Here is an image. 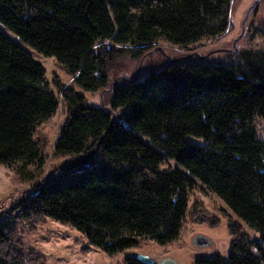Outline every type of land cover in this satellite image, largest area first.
<instances>
[{
	"label": "trees",
	"instance_id": "trees-1",
	"mask_svg": "<svg viewBox=\"0 0 264 264\" xmlns=\"http://www.w3.org/2000/svg\"><path fill=\"white\" fill-rule=\"evenodd\" d=\"M231 2L0 0V23L21 43L55 58L84 91L113 92L110 106L95 107L55 79L67 117L54 153L74 160L7 198L15 202L0 222V264H46L28 256L12 220L59 222L110 257L144 242L169 246L191 210L199 224L209 219L199 200L190 206L196 180L255 232L225 216L236 237L227 256L196 264H264V140L251 125L264 120V46L236 64L171 61L132 83L111 76L125 52L136 58L158 41L190 46L224 35ZM58 108L45 67L0 32V165L42 170L38 128Z\"/></svg>",
	"mask_w": 264,
	"mask_h": 264
},
{
	"label": "rangeland",
	"instance_id": "rangeland-1",
	"mask_svg": "<svg viewBox=\"0 0 264 264\" xmlns=\"http://www.w3.org/2000/svg\"><path fill=\"white\" fill-rule=\"evenodd\" d=\"M230 27L224 35L206 39L190 46H175L165 41L154 43L149 51H142L136 58L130 52H125L118 59L117 68L111 74L112 80L123 84L143 79L151 72L160 70L171 61L175 63L199 62L203 64L239 63L241 54L251 49L258 51L264 46V0H232L230 9ZM0 32L13 42L28 51L33 58L46 69V80L50 89L59 100L56 114L38 128L37 136L46 145L44 156L46 164L42 170L36 165L26 169L19 166L0 165V222L9 216L8 208L15 202H8L7 198H19L23 193L37 184H41L59 173L74 159L58 157L55 154V143L60 129L66 121V108L54 81L59 79L65 88L73 89L83 96L87 103L95 107L110 106L113 92H86L74 81V76L59 66L53 57H45L36 53L19 38L0 23ZM106 45H110L107 43ZM97 49V48H96ZM259 139L264 140V120L257 119L251 123ZM168 165L176 167L168 161ZM167 165H164L166 168ZM199 200L201 207L207 212L209 219L199 224L193 216L192 210L185 222L180 239L166 247H160L153 242H144L142 248L131 249L122 254L110 257L100 248L90 245L80 232L59 222L47 219L44 223L28 221H10V225L23 235L25 251L46 260V264H127L128 258L135 255H146L152 260L160 262L170 257L179 264H196L198 260L216 255L226 257L232 241L236 238L229 231L230 222H241L229 207L201 182L196 180V188L191 193L190 206ZM8 210V211H7ZM203 214V212H202ZM202 217V216H200ZM222 220L213 225L210 220ZM36 223V224H34ZM244 232L253 236L254 231L241 222ZM203 235L210 240V244L198 247L194 244L195 237ZM254 253H257L254 250Z\"/></svg>",
	"mask_w": 264,
	"mask_h": 264
},
{
	"label": "water",
	"instance_id": "water-1",
	"mask_svg": "<svg viewBox=\"0 0 264 264\" xmlns=\"http://www.w3.org/2000/svg\"><path fill=\"white\" fill-rule=\"evenodd\" d=\"M194 244L198 247H204L210 244V240L203 235H199L195 237ZM134 259L142 262L143 264H179L176 260L170 257L164 258L160 262H157V263L156 261L152 260L148 256L141 255V254L135 255Z\"/></svg>",
	"mask_w": 264,
	"mask_h": 264
}]
</instances>
